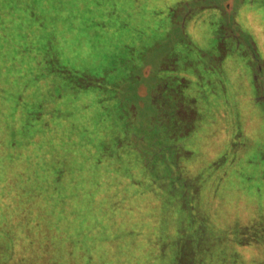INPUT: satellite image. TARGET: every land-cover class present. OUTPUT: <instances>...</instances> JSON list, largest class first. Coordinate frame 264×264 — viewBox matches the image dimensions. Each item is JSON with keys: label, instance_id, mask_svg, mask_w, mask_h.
Wrapping results in <instances>:
<instances>
[{"label": "rangeland", "instance_id": "374dc122", "mask_svg": "<svg viewBox=\"0 0 264 264\" xmlns=\"http://www.w3.org/2000/svg\"><path fill=\"white\" fill-rule=\"evenodd\" d=\"M18 1L19 8L38 2ZM64 2L74 7V16L57 25L53 45L47 43L46 64L0 48V85L12 90L29 69L49 71L51 63L58 70L46 77L56 90L78 83L69 69L104 79L74 101L69 94L53 102L61 115L44 133L53 139L43 147L54 149L47 152L46 164L54 161L68 172L60 186L43 193L45 210L39 199L30 198L44 223L52 224L34 229L42 238L45 232L55 234L60 247L63 234L71 239L83 229L86 203L88 219L93 214L108 218L100 247L138 249L144 259L135 264H264V0L57 4ZM19 11L17 26L27 21V13ZM50 11L49 17L55 15L54 8ZM17 68L25 74L10 75ZM164 84L169 95L160 89ZM115 93L128 94L138 105L139 112L126 123L119 120ZM161 96L170 101L160 102ZM83 99L89 107L80 106ZM130 108L137 111L134 104ZM1 124V136L12 132ZM10 162L1 164L38 169L20 157ZM18 182L15 189L33 183ZM70 182L74 193L67 192ZM51 198L52 211L46 209ZM66 198L70 202L60 205ZM126 199L133 210L124 207ZM117 215L137 217L139 233H129L124 220L114 221ZM40 249L19 264H52ZM228 254L230 259L223 258Z\"/></svg>", "mask_w": 264, "mask_h": 264}, {"label": "trees", "instance_id": "16d2710c", "mask_svg": "<svg viewBox=\"0 0 264 264\" xmlns=\"http://www.w3.org/2000/svg\"><path fill=\"white\" fill-rule=\"evenodd\" d=\"M8 1L9 0H0V42H2L0 43V48L8 46L12 51V55L23 52L26 54L25 56L33 60L37 58L39 64H42L43 59L44 62L46 61L47 43L53 45V41L55 40L54 33L57 29V25L59 22L65 21L67 23V21L73 19L74 7L65 4L67 2L57 4L59 0H38L36 4L30 1L25 2L23 7L19 8L18 5L20 1L16 0L14 4ZM180 4H183V2L181 1ZM51 8H54L55 15L51 13L49 17L48 10L50 11ZM19 10L27 13V17L24 18L27 21L24 22L23 25L17 26L16 21L21 18L18 14V12H20ZM64 10L68 11L70 14L64 16ZM49 23H51V25ZM54 26V31L51 33ZM37 30L38 40L34 36ZM3 50L1 49L0 53H2ZM48 66L51 68L49 71H43L40 67L29 69L26 77L22 80H18V84L20 85L15 90L0 85V125L3 126L4 124L1 123H7V131H12L7 135H0V264H8L10 261L15 263L16 260V264L20 262L23 263V261H27V259L32 258L35 253L40 251L42 246L45 248V254L48 255L50 259H53L52 264H135L137 262H142L144 256H142V253L138 249L129 250L127 247H111L110 249L106 250V248H104L103 250L100 247L101 242H98V239L101 238L104 233L105 235L108 233H106V223H108L106 220H108V218L100 215L95 217L93 214L88 219L85 215L86 203L84 206L83 204L81 206V209L84 210L81 216L83 220L81 221L83 222V229H80L79 235H73L71 239L70 235L65 236V234H63L62 245L60 247L55 244L57 243L55 240L58 239L55 234L50 235L45 232L42 238L38 234V229H34L38 226L50 227L52 224L44 223L43 214H41L39 210L37 211L39 208L36 205L30 206V198L39 199L42 211L45 210L42 200L43 193L47 190H51V188L60 186L61 184L59 182L64 179V173L68 172V167L66 166L61 165L58 168V164L53 166L54 161L52 162L50 160L51 163L46 164V155L54 149L48 148V150H45L43 147H46V145H44L46 141H51L53 139V137L52 139L49 137L48 140L44 133L46 132V128L53 126L54 117L58 118L59 114L61 115V113L56 110L57 108H53L55 105L53 102L69 94L71 95V101L72 99L74 101L79 97L82 90L86 91L88 88V91L92 90L93 86H100L101 82H104L101 74H92L89 71H85V69L74 68L69 70L78 77V83L75 84L74 87H65L64 89L56 90L47 81H49L48 79H50L58 69L55 70L57 66L53 63ZM62 66L65 67L64 65ZM6 70L11 71V68L8 67ZM21 72L24 73L25 71H20V69L17 68L12 71L10 75L14 73V75L18 77V73ZM46 74L51 77L47 79ZM182 77L183 76L178 79L184 83L186 79ZM130 79L133 80L131 77ZM155 80L159 81L157 78ZM155 83L153 85H156ZM160 86L158 88L169 95L165 84ZM95 92L98 91L95 90ZM127 95L128 94H121V96H117L116 93L112 95L118 105V113H121V115H119V120L125 118L124 123L128 122L126 119L133 117L139 112L137 103ZM176 97L180 98L178 95H176ZM84 100L87 99L79 100L80 106L89 107L91 104L90 101L87 100L82 103ZM164 101L170 100L168 97L161 96L160 102L164 103ZM176 101V103H179L178 100ZM131 104L136 106L135 109L137 111L134 112L135 114L130 108ZM72 106H75V104ZM99 117L105 119V113L99 112ZM128 128L129 127H127V129ZM38 147L41 148V150L38 151ZM13 151L17 153V156L12 154ZM19 151L21 155H19ZM138 156L140 157V153ZM19 157L20 161L24 160L30 165L38 164V169L26 170L27 168L24 166L21 167V169H17L14 166L1 164L3 160H5V162L10 160V163L14 161L17 162ZM56 163L59 162L56 161ZM22 170H24L23 173L21 172ZM18 179L24 182H28L29 180L33 183L28 182L29 184L22 185L21 188L15 189L14 187L19 184ZM137 179L138 175H134L133 182L135 183ZM73 184L74 183L68 184L69 186L66 188L68 189V193H74L75 187ZM135 184H138V182ZM11 189L14 190L13 194L10 191ZM63 195H67V193ZM97 200V198H93L91 201L96 202ZM66 201L70 202V200L66 198L62 200L60 205L64 204ZM127 201L128 199L123 202L125 205L122 204L125 208L131 206V210H133L134 208L131 204L128 205V203H125ZM131 201L133 202L132 199H130V202ZM93 202H91V204L89 203L92 210L94 209ZM46 203L48 204L46 205L48 207L46 209L51 210L50 203L53 205L52 198L50 201L47 200ZM37 204H39V202H37ZM50 210H48V212H50ZM126 211L124 210V212ZM136 218L137 217L117 215L112 219L114 221L124 220L128 223L126 228H128L129 233L133 231L139 233L138 226L134 225V223L137 222ZM76 223L77 219L74 220L73 226H75ZM20 226L26 228L24 230H17L16 227ZM79 227L81 226L79 225ZM160 236L161 234L158 238H160ZM154 237H157V233L154 234ZM49 246L51 249L48 248ZM77 246L79 247L78 252L74 250ZM229 254L223 258L228 257V259H230L231 255L229 257Z\"/></svg>", "mask_w": 264, "mask_h": 264}]
</instances>
